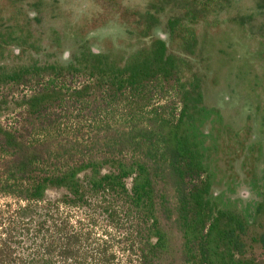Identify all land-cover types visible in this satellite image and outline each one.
Masks as SVG:
<instances>
[{
    "label": "trees",
    "instance_id": "obj_1",
    "mask_svg": "<svg viewBox=\"0 0 264 264\" xmlns=\"http://www.w3.org/2000/svg\"><path fill=\"white\" fill-rule=\"evenodd\" d=\"M233 1L113 2L121 36L79 34L65 61L36 28L65 18L59 0H0V264H264V197L250 212L214 191L247 137L211 91L234 78L264 117V0L261 22ZM226 24L263 49L247 69L212 67Z\"/></svg>",
    "mask_w": 264,
    "mask_h": 264
},
{
    "label": "rangeland",
    "instance_id": "obj_2",
    "mask_svg": "<svg viewBox=\"0 0 264 264\" xmlns=\"http://www.w3.org/2000/svg\"><path fill=\"white\" fill-rule=\"evenodd\" d=\"M59 1L62 8L65 10L63 15L71 22V27L69 28V30L68 25L66 24V19L61 17H56L55 19L45 18L41 24L37 25L36 28L38 31L43 30L46 33L44 37V44H53L59 46L56 50L57 55L61 54V50H63L64 60L68 61L69 59L66 57H68V54L71 51H75L76 48L74 47V43L79 38V34H81L84 39H88L89 34L97 31L98 32L94 35L98 36L100 39L103 37L119 38V36H121V31L125 28V25L120 22L118 14L108 11L113 2L120 1L124 6L138 7L140 5H143L147 0ZM259 2L260 0H234L231 6L232 8L230 7V11L234 15L252 14L254 16L253 18H257L258 21L261 22L263 20V13L261 9H258ZM251 8L253 9V11L251 10ZM101 18L107 19L102 29L101 27L97 26L95 28L96 30H94L93 28H91L90 24L84 27L85 22L93 24L97 23L98 19ZM75 24L77 25L76 30H71ZM225 26L227 27L228 32L224 31L210 33L212 39V46L210 50L213 52V59L211 61V64L213 69H217L218 67H220V64L222 62L219 61V58H223L224 62L227 63V66L223 69L222 73L229 72V70H231V67L234 68L233 70L247 69L244 65L245 60L249 61V56H251L253 57V59H251L252 63L253 61L255 63L264 47L262 49L261 45H259L258 40L253 37L246 35L238 36L237 34H241L240 30H237V26H234L232 24L231 26H229L228 24H226ZM53 30L57 31L58 35H52ZM161 30L162 29L159 27L155 30V32L159 33ZM69 32H71V34ZM101 43L105 44V41L103 40ZM96 45L97 44H93V46ZM221 52H223L224 54H221ZM253 64L250 63V70H252V68L255 66ZM262 67L264 68V64L262 65ZM231 79L232 80L228 83V85H219L220 87L218 86L219 88H216L215 93H210L208 101L223 110V113L227 117H229L230 120L232 118L234 119V122H237L238 125H241L246 119V116L250 113V109H252L253 104L251 98L245 95L244 90L234 83V78ZM250 104H252V106ZM257 133L258 132L254 130L253 139H257L258 137H260ZM221 158L225 159L223 157ZM7 202L13 203L14 201L4 199L0 196V206H3ZM73 213L75 215L77 214L76 212ZM85 225L88 226V228L92 231V235L97 241H100V239L103 238L102 233L108 230L101 224L92 226L90 221H87ZM115 235H117V232L115 233ZM257 255L264 257V250H257ZM134 258L135 256H133L132 259ZM133 262L135 261L133 260ZM116 264H125V257L117 253Z\"/></svg>",
    "mask_w": 264,
    "mask_h": 264
},
{
    "label": "flooded vegetation",
    "instance_id": "obj_3",
    "mask_svg": "<svg viewBox=\"0 0 264 264\" xmlns=\"http://www.w3.org/2000/svg\"><path fill=\"white\" fill-rule=\"evenodd\" d=\"M212 93L215 92L212 91ZM251 100L252 109H250V113L241 125H238L231 118L232 122H234L231 125L235 131L236 129L239 131L240 138L247 137V142L243 146V150L239 144H229L231 153L228 154V158L220 159L219 161V165L224 170L223 173L226 174V177L222 179L219 175V183L217 182L214 188L215 193H225L228 198L237 201L239 207L245 208L249 206L250 212L254 210L255 206L264 197V142L260 145L251 142L255 140L253 139V132L258 130V123L260 121L263 123L264 120V117H262L263 112H261L263 103L260 104L255 98ZM210 105L215 106L211 103ZM221 112L224 115L223 110ZM224 116L227 123V116ZM255 127L256 129H254ZM207 130L208 127L205 128L206 132ZM236 152L239 153L238 158L236 157Z\"/></svg>",
    "mask_w": 264,
    "mask_h": 264
}]
</instances>
